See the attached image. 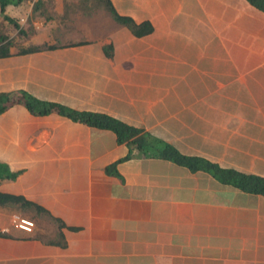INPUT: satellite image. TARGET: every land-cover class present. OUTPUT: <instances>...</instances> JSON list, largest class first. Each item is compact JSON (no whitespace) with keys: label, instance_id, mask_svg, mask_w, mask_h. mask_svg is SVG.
<instances>
[{"label":"crops","instance_id":"1","mask_svg":"<svg viewBox=\"0 0 264 264\" xmlns=\"http://www.w3.org/2000/svg\"><path fill=\"white\" fill-rule=\"evenodd\" d=\"M111 2L152 31L118 24L101 39L0 56V91L105 112L264 176V11L249 0ZM0 160L17 171L0 191L56 222L47 238L0 232V264H264L263 194L130 148L111 129L14 102L0 112Z\"/></svg>","mask_w":264,"mask_h":264},{"label":"trees","instance_id":"2","mask_svg":"<svg viewBox=\"0 0 264 264\" xmlns=\"http://www.w3.org/2000/svg\"><path fill=\"white\" fill-rule=\"evenodd\" d=\"M249 1L264 11V0ZM9 4H24V0H0V30H14V28L11 27V24H13L16 30H19L24 37L19 36L23 39L22 45L15 46V43L18 40L17 37L15 38V35L7 33L3 34L0 32V56L41 49H51L59 46L74 45L101 39L104 35L102 32V34L94 32L95 35L76 41H63L61 40V36L58 37L56 34L57 30H82L81 28L84 27L81 26V24L87 22L84 21L85 19H82L83 16L91 17L92 12H94L99 6L105 8L106 13L108 12L104 28V30L107 29L105 32L107 34L112 31L110 30L111 28L118 24L126 25L132 33L137 36L147 34L153 29L150 20L135 21L132 17L117 12L111 0H64V5L60 11L51 9V0H35L31 14L34 15L35 18H43V20H41L43 21V24L40 28H46V30H38L34 21H32V23H27L26 26L19 23L11 13L6 11V6ZM59 7L60 6H56L55 9H60ZM54 30L55 33L53 34ZM37 31H41L42 33L45 32V35L41 38H36ZM103 49L106 55L112 56L111 42L105 43ZM14 102L23 103L33 113L42 114L56 111L73 120L81 121L91 126L111 129L116 133L117 141L126 142L130 148L134 146L145 153L150 150L157 151L160 156L185 165L191 170H205L222 182L235 185L247 192L264 195V176L255 173H246L231 167H224L201 156L185 154L179 151L171 143H168L149 132L144 131L142 128L129 124L108 113L72 108L59 102L40 99L25 90L0 91V112L4 111ZM130 155L131 150L126 157H129ZM114 165L115 163L110 165V167H113ZM16 175L17 171H12L7 163L0 160V178H15ZM8 202H20L22 205L32 204L35 205L37 209L49 213L43 207L34 204L20 195L0 191V206H3Z\"/></svg>","mask_w":264,"mask_h":264},{"label":"rangeland","instance_id":"3","mask_svg":"<svg viewBox=\"0 0 264 264\" xmlns=\"http://www.w3.org/2000/svg\"><path fill=\"white\" fill-rule=\"evenodd\" d=\"M34 1L35 0H24V4H19V5L9 4L6 6V11L12 13L14 16H17L19 23L22 22L21 17L27 15L26 16L27 19L22 23L24 26H26V24L29 22L32 23V21L36 23L40 22L41 24H43V21H41L43 20L42 17L35 18V16L31 14L32 8L34 6ZM63 5H64V0H51V9L60 11ZM56 6H60L59 7L60 9L57 8L55 9ZM105 10H106L105 8L99 6L94 12H92L91 17L83 16L82 19H85L84 21L87 22H83L81 26H83L86 29L81 28L82 30H57L56 31L57 36L58 37L61 36V40L63 41H70V40L76 41L93 36L95 35L94 32H98V33L102 32L104 34L103 37H107L106 36L107 33H105L106 30H104V28H105V19L108 17V12L106 13ZM0 24H1V20H0ZM11 27H13L14 30H0V32L3 34L7 33V34L15 35V38L16 37L18 38V40L15 43V46H21L23 39H21V37L19 36L24 37V35H22L19 32V30H16L13 24H11ZM93 28L98 30H94ZM54 33L55 30L53 31V34ZM20 218H24L32 222L31 230L29 231L26 230L27 232L42 237L44 236L46 238L50 237V233H49L50 230L54 226H56V222L49 220L45 215V213H39L33 206L8 202L5 205L0 206V228L3 229V230L0 229V232L6 233L7 230H10L11 228L14 227L22 229L21 227L18 226V223L20 222Z\"/></svg>","mask_w":264,"mask_h":264},{"label":"built area","instance_id":"4","mask_svg":"<svg viewBox=\"0 0 264 264\" xmlns=\"http://www.w3.org/2000/svg\"><path fill=\"white\" fill-rule=\"evenodd\" d=\"M31 225H32V222L24 218H20V222L18 223L19 227L27 231L31 230Z\"/></svg>","mask_w":264,"mask_h":264}]
</instances>
